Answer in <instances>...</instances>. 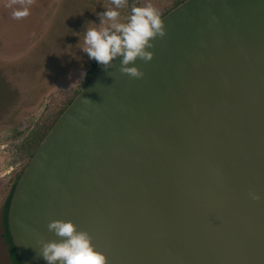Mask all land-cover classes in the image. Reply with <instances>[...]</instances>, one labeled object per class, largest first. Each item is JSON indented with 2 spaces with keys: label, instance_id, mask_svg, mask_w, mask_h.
<instances>
[{
  "label": "water",
  "instance_id": "1",
  "mask_svg": "<svg viewBox=\"0 0 264 264\" xmlns=\"http://www.w3.org/2000/svg\"><path fill=\"white\" fill-rule=\"evenodd\" d=\"M162 21L143 77L101 68L24 169L7 215L23 264H46L54 220L107 264H264V0Z\"/></svg>",
  "mask_w": 264,
  "mask_h": 264
},
{
  "label": "rangeland",
  "instance_id": "2",
  "mask_svg": "<svg viewBox=\"0 0 264 264\" xmlns=\"http://www.w3.org/2000/svg\"><path fill=\"white\" fill-rule=\"evenodd\" d=\"M174 1L127 0L121 22L131 6L151 4L162 13ZM25 7L29 15L15 19ZM109 7L111 0H0V264H10L3 210L26 163L21 146L81 89L95 62L81 51L84 30L89 22L98 25L96 13Z\"/></svg>",
  "mask_w": 264,
  "mask_h": 264
},
{
  "label": "clouds",
  "instance_id": "3",
  "mask_svg": "<svg viewBox=\"0 0 264 264\" xmlns=\"http://www.w3.org/2000/svg\"><path fill=\"white\" fill-rule=\"evenodd\" d=\"M125 7H128L127 0H111V7L96 13L99 24L89 22L93 26L84 30L81 51L104 71L119 59L121 74L140 79L143 73L134 65L137 60L150 62L153 59L149 49L154 47L152 41L164 37V24L160 13L151 4L132 7L126 22H121L120 10ZM28 15L27 7L13 13L18 20ZM80 75L84 77L86 74L81 72ZM248 195L253 201L260 199L254 192L250 191ZM47 228L57 239L37 240L38 256L46 264H107L106 256L95 249L89 233L78 230L73 222L54 220Z\"/></svg>",
  "mask_w": 264,
  "mask_h": 264
},
{
  "label": "trees",
  "instance_id": "4",
  "mask_svg": "<svg viewBox=\"0 0 264 264\" xmlns=\"http://www.w3.org/2000/svg\"><path fill=\"white\" fill-rule=\"evenodd\" d=\"M187 0H175L173 2V5L165 10L164 12L160 13V17L161 19L163 17H165L168 13H170L172 10H174L175 8L179 7L181 4H183L184 2H186ZM131 6V5H130ZM138 5H134L131 6L132 7H137ZM101 69V67H99L97 65L96 62H93L91 64V68L90 71L88 73V75L85 78V81L81 87V89L77 92V94L72 97L66 104V106L56 115V117L46 126L41 127L36 129L35 131H33L30 136H28L26 138V141H24L23 145L21 146V152L23 157H25L26 163L24 165V167L21 169L20 172H18L14 178V181L11 185L10 191H9V195L6 199L5 202V206H4V210H3V226H4V239L5 242L8 245V252H9V258H10V264H23L22 261L20 260L16 249L14 247V244L12 242V238L10 236L9 230H8V209H9V205H10V200L12 197V194L15 190V187L21 177V175L24 172V169L27 167V165L29 164L30 160L32 159L33 155L35 154V152L37 151V149L39 148L40 144L42 143V141L45 139V137L47 136V134L49 133V131L53 128V126L55 125V123L57 122V120L62 116V114L64 113V111L67 109V107L72 103V101L78 96V94L85 88V86L94 78V76L99 72V70Z\"/></svg>",
  "mask_w": 264,
  "mask_h": 264
}]
</instances>
